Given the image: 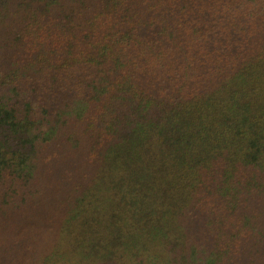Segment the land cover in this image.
Instances as JSON below:
<instances>
[{"label":"trees","instance_id":"obj_1","mask_svg":"<svg viewBox=\"0 0 264 264\" xmlns=\"http://www.w3.org/2000/svg\"><path fill=\"white\" fill-rule=\"evenodd\" d=\"M0 264H264V0H0Z\"/></svg>","mask_w":264,"mask_h":264}]
</instances>
